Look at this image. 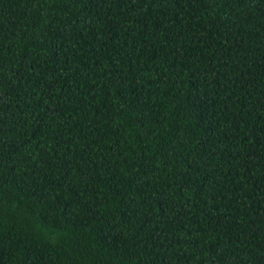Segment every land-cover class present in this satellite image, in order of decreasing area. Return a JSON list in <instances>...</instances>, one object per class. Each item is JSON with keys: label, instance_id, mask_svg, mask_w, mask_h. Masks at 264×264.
Wrapping results in <instances>:
<instances>
[{"label": "trees", "instance_id": "obj_1", "mask_svg": "<svg viewBox=\"0 0 264 264\" xmlns=\"http://www.w3.org/2000/svg\"><path fill=\"white\" fill-rule=\"evenodd\" d=\"M0 264H264V0H0Z\"/></svg>", "mask_w": 264, "mask_h": 264}]
</instances>
